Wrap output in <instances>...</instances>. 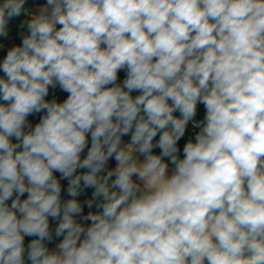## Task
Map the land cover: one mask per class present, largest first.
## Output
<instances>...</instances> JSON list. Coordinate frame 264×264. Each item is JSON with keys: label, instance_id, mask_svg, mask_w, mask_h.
Instances as JSON below:
<instances>
[{"label": "clouds", "instance_id": "9594fccd", "mask_svg": "<svg viewBox=\"0 0 264 264\" xmlns=\"http://www.w3.org/2000/svg\"><path fill=\"white\" fill-rule=\"evenodd\" d=\"M0 264H264V0H0Z\"/></svg>", "mask_w": 264, "mask_h": 264}, {"label": "crops", "instance_id": "0c3cea01", "mask_svg": "<svg viewBox=\"0 0 264 264\" xmlns=\"http://www.w3.org/2000/svg\"><path fill=\"white\" fill-rule=\"evenodd\" d=\"M121 77H123V73H121ZM188 135H189V136L192 135V132L189 131ZM186 139H187V136H186L185 140H186ZM183 142H184V141H181V143H183Z\"/></svg>", "mask_w": 264, "mask_h": 264}, {"label": "trees", "instance_id": "16d2710c", "mask_svg": "<svg viewBox=\"0 0 264 264\" xmlns=\"http://www.w3.org/2000/svg\"><path fill=\"white\" fill-rule=\"evenodd\" d=\"M64 98V95L63 94H61V99H63Z\"/></svg>", "mask_w": 264, "mask_h": 264}, {"label": "built area", "instance_id": "2783aa9c", "mask_svg": "<svg viewBox=\"0 0 264 264\" xmlns=\"http://www.w3.org/2000/svg\"><path fill=\"white\" fill-rule=\"evenodd\" d=\"M191 131V130H190Z\"/></svg>", "mask_w": 264, "mask_h": 264}]
</instances>
